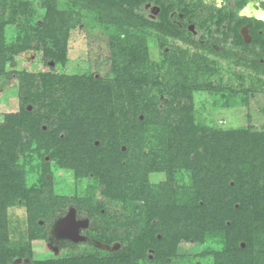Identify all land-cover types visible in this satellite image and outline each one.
<instances>
[{
    "label": "trees",
    "instance_id": "16d2710c",
    "mask_svg": "<svg viewBox=\"0 0 264 264\" xmlns=\"http://www.w3.org/2000/svg\"><path fill=\"white\" fill-rule=\"evenodd\" d=\"M83 1L106 21L130 31L115 53L121 67L110 79L94 74L18 73V109L0 120V264H14L18 255L23 262L42 264L32 260L30 250L19 253L9 248L4 223L6 208L15 199L46 202L52 191V163L79 178L92 176L104 198L134 202L130 212L135 221L137 213L144 223L129 232L136 241L130 249L123 247L127 262L145 257L148 248L154 257H163L173 254L178 243L223 236V249L214 251L215 264H264V128L217 130L195 123L193 92L199 68L191 58L182 54L170 59L165 70L170 77L164 82L146 68L145 39L135 29L149 25L180 33L169 18L170 0ZM148 1L161 7L156 19L143 11ZM5 3L0 0V75L10 76L6 62L27 49H42L54 62L66 61L71 12L58 8L57 0H45L41 22L8 42L7 24L25 10L23 3H13L9 7L13 16L6 19ZM184 38L213 50L208 42L200 44L204 37ZM227 39L246 59L260 65L264 37L254 38L252 44L240 37ZM31 170L37 177L28 185ZM181 170L190 176L181 197L164 193L166 175L156 189L147 184L150 172L164 171L173 178ZM93 214L80 212L89 218L90 227L96 222ZM52 217L44 219V227ZM108 231L104 235L109 242L120 236Z\"/></svg>",
    "mask_w": 264,
    "mask_h": 264
},
{
    "label": "rangeland",
    "instance_id": "374dc122",
    "mask_svg": "<svg viewBox=\"0 0 264 264\" xmlns=\"http://www.w3.org/2000/svg\"><path fill=\"white\" fill-rule=\"evenodd\" d=\"M5 1L3 16L6 19L13 16L9 9L13 3H23L22 10H25L24 13L19 11L20 20L15 19L14 22L7 24L8 42L14 41L16 35L29 31L33 24L41 22L45 0ZM57 3L58 8L71 12L69 22L73 24L67 30L66 61L61 63L48 60L42 49L32 48L6 62L5 71L11 75H0V120L5 113L18 109V73L22 71L50 72L58 75L94 74L95 77L110 79L116 75L114 70L121 67L115 53L119 46H123V44L118 46V42L123 43V39L130 31L116 23L106 21V17L103 15L101 17L96 11L88 8L83 0H57ZM150 12L153 13L154 9ZM135 33L144 36L145 39L148 59L146 68L154 72L158 77L156 79L161 82L170 77L169 74H165V70L173 58L177 59L183 54L182 56L194 60L193 63L199 68L195 78L197 88L193 92L195 123L217 130L247 126L255 129L264 128V56L261 57L263 61L259 60V65L246 59L244 53L226 51L218 45L212 46L211 50L149 25L143 29L138 26ZM139 118L142 119L143 116L140 115ZM50 166L53 171L52 191L45 198L44 204H37L38 199L28 201L22 198L15 199L7 206L4 225L9 248L18 249L19 253L30 250L32 259L41 263H48L49 259L58 261L60 257L65 261L70 258H87V254L94 252L90 244L79 242L66 249L58 247L63 238L56 234L54 222L51 224L49 234L47 233L48 237L44 236V230L48 228L44 227V219L69 206L78 212L93 211L96 222L90 231L92 236L104 240L105 230H109V235L115 231L120 234L116 240L122 243L121 246L130 249V245L132 246L136 239L132 238L129 232L133 229L138 230L139 225L144 223V220L140 221L139 214L134 213L137 219L135 221L130 212L132 209L130 206L134 205V202L128 205L123 203V200L104 198L92 176L79 178L70 169L58 167L55 163ZM165 175L168 181L164 193L168 197L173 193L181 197L183 186L189 182V172L178 171L173 178H169L164 171L150 172L147 184L156 189L157 184L166 181ZM36 177L35 171L31 170L27 175V184L35 183ZM35 208L37 211L34 214L31 210L35 211ZM35 216L42 217L35 223ZM156 237H160V234L156 233ZM223 244V236L219 239L211 236L204 242L178 243L175 252L169 256L154 257L152 252H148L145 257L134 258L124 263L119 260L115 264H215L214 251L222 250ZM241 245L243 246V243ZM14 258L15 264H26L21 260L19 263L18 258H22L21 255ZM108 264L114 263L111 261Z\"/></svg>",
    "mask_w": 264,
    "mask_h": 264
},
{
    "label": "flooded vegetation",
    "instance_id": "af4514ba",
    "mask_svg": "<svg viewBox=\"0 0 264 264\" xmlns=\"http://www.w3.org/2000/svg\"><path fill=\"white\" fill-rule=\"evenodd\" d=\"M170 2L172 8L169 12V18L181 28L180 33H175L177 36L204 37L200 40V44L208 42L213 47L218 45L221 49L237 54H242V50L227 38L240 37L243 43L252 44L254 38L264 37V0H170ZM152 9H154L153 13L150 12ZM143 11L146 17L156 19L161 12V7L148 1L143 3ZM259 60L263 61L262 58ZM70 210L73 209L69 206L58 210L48 223V229L50 230L53 222L56 224L65 218ZM80 212L73 210L74 219L79 223L77 228L79 238L74 240L56 232L58 236L63 238L58 247L66 249L83 242L90 244L94 252L87 254L88 257L82 259L70 258V260L65 261L61 260L60 257L58 264H108L111 261L115 264L119 260H122L123 263L126 262L127 251L123 250L122 243L118 240L109 242L107 238L103 240L97 236H92L90 231L94 227H90L89 218L81 216ZM148 250L149 253L153 252L151 248ZM20 260L22 261V258H18V261ZM35 262L40 263L38 260ZM25 263L32 264L33 262L26 261ZM44 263L42 262V264Z\"/></svg>",
    "mask_w": 264,
    "mask_h": 264
},
{
    "label": "bare ground",
    "instance_id": "6f19581e",
    "mask_svg": "<svg viewBox=\"0 0 264 264\" xmlns=\"http://www.w3.org/2000/svg\"><path fill=\"white\" fill-rule=\"evenodd\" d=\"M78 222L74 219L73 210H70L65 218L58 221L57 231L60 235L77 240L79 238L77 234Z\"/></svg>",
    "mask_w": 264,
    "mask_h": 264
},
{
    "label": "water",
    "instance_id": "95a60500",
    "mask_svg": "<svg viewBox=\"0 0 264 264\" xmlns=\"http://www.w3.org/2000/svg\"><path fill=\"white\" fill-rule=\"evenodd\" d=\"M57 224V223H56ZM55 224V230H56V232L59 234V232L57 231V225Z\"/></svg>",
    "mask_w": 264,
    "mask_h": 264
}]
</instances>
